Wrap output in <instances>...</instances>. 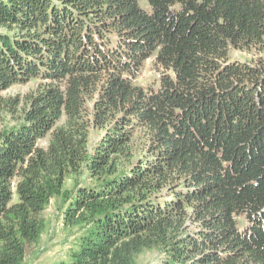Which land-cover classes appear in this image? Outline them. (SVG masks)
<instances>
[{
	"label": "trees",
	"instance_id": "1",
	"mask_svg": "<svg viewBox=\"0 0 264 264\" xmlns=\"http://www.w3.org/2000/svg\"><path fill=\"white\" fill-rule=\"evenodd\" d=\"M263 53L264 0H0V264L52 204L57 264H264Z\"/></svg>",
	"mask_w": 264,
	"mask_h": 264
},
{
	"label": "rangeland",
	"instance_id": "2",
	"mask_svg": "<svg viewBox=\"0 0 264 264\" xmlns=\"http://www.w3.org/2000/svg\"><path fill=\"white\" fill-rule=\"evenodd\" d=\"M231 55L232 59L238 62H245L257 56L253 52H233ZM258 57L264 58V53ZM154 75L155 73H153L151 61H149L146 64L143 78L152 79ZM35 86L36 82L25 86H14L6 94L23 95L34 89ZM44 217L47 222V228L41 236L37 246L32 248L31 252H28L26 264H57L61 261H64L67 251H69L77 238L74 230L66 229L63 226L62 220L59 216H57L53 204L46 209L44 212ZM154 257V254L148 253L145 255L144 261L150 259V262H152Z\"/></svg>",
	"mask_w": 264,
	"mask_h": 264
}]
</instances>
